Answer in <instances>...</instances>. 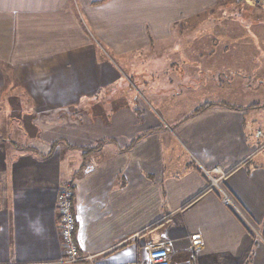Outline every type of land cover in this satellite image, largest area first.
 Returning <instances> with one entry per match:
<instances>
[{
    "label": "crops",
    "instance_id": "crops-1",
    "mask_svg": "<svg viewBox=\"0 0 264 264\" xmlns=\"http://www.w3.org/2000/svg\"><path fill=\"white\" fill-rule=\"evenodd\" d=\"M227 4L0 0L10 73L20 83L36 75L60 100H43L19 126L14 137H33L28 146L0 135V264H65L57 201L66 183L73 240L80 255H97L93 264H264V13L230 4V17L248 12L239 37L215 30ZM207 19L209 34L184 33ZM17 58L35 61L17 71ZM132 63L164 75L116 81ZM83 97L85 111L60 107ZM214 167L218 186L201 171Z\"/></svg>",
    "mask_w": 264,
    "mask_h": 264
},
{
    "label": "rangeland",
    "instance_id": "rangeland-1",
    "mask_svg": "<svg viewBox=\"0 0 264 264\" xmlns=\"http://www.w3.org/2000/svg\"><path fill=\"white\" fill-rule=\"evenodd\" d=\"M223 2H227L229 4H227L228 6L221 9V11L217 10L219 13L215 15V17L216 18L219 17L220 19L223 18L225 19L224 20L225 22L223 21H220V23L217 22L215 26V30L218 29L217 31L220 32L221 28H223L224 25H227L228 27L231 26L232 29L234 28L237 34L239 35L243 34V36H239V37H246L245 28H243V26H241L239 22L241 18H246V16H248V12L240 11L242 13L241 16L237 18L232 17L234 13L237 12L238 10L237 8L230 5L232 3L239 4L240 2H243V1L223 0ZM254 9L258 10L260 13H264L257 8H254ZM256 10L254 11L256 12ZM258 11L256 13H258ZM230 15L232 16L230 17ZM228 16L230 17L229 18L230 21L226 20ZM207 20L209 21L205 20L203 21V24L197 22L193 27L186 28L184 33L190 36L196 35L198 33L199 34L203 33L206 35L209 34L208 32L211 30L210 24H213L212 23L213 20L212 19H207ZM5 22L6 21L4 19L0 20V35H5L7 33L6 31L7 24H5ZM31 29L33 30V32H37L38 27L34 26V27H31ZM16 31H17L16 33L17 35L18 33H21L19 32L20 30L18 27L16 28ZM174 33H176V31H174ZM0 44H3V43H0ZM239 48H240V44H239ZM28 61L30 63H33L35 59L17 58L15 62V64L17 65L16 70L21 71L22 67H27V65H32V64H28ZM12 62L13 60L11 58L6 57V56L2 57L0 54V69H1V72L2 70L5 72V74L3 72L0 74V135L3 137H5V135H10L9 138L11 140L16 141L17 142L16 145L21 146L22 148V146H28V144L32 142V139H33V137L22 138V139H17L16 137H14L16 135V131L20 130L19 126L23 124L22 122L25 120V118L32 116L34 114L33 110L37 109L43 100L45 101L50 100V101H57V102H60V100L54 97L55 95H57L56 93L52 94L55 91L48 90L47 88H44V89L40 88V85L36 81V75H30L25 80L27 81L26 83H23L25 81L21 83L20 81L18 82V75L14 74L15 73L14 71H13L14 73L13 72L10 73L9 71L10 68H8V66H13ZM142 65L143 66H140V65H137L136 63H132L131 65H128L127 67L120 65L121 68L118 71L121 72L120 74L123 78L117 75L118 78L116 79V81L118 82L125 81L126 83H130L132 85L134 84L138 86L139 81H141L140 79L141 77H143L144 81H150L151 78H156L159 76L163 77L164 74L153 76L152 74H150V72H147L146 70L147 68L150 69L149 66L144 63ZM174 77L176 76L174 75ZM261 91L262 90H259V92ZM101 93L102 94L99 97L103 99V101H105V98L102 97L105 91H101ZM244 93H245L244 90L236 91V94L238 97H240L241 95H244ZM39 96H43V97L39 99L40 98ZM90 101L91 100H89V98L83 97L80 100L78 107H74L72 105L71 106L61 105L60 107L65 108V110L70 109L71 112L75 113L77 109H82L84 111L89 109L91 107ZM175 108L176 107H171L172 110H176ZM61 110L62 109H60L59 111ZM62 113L63 111H61L59 114H62Z\"/></svg>",
    "mask_w": 264,
    "mask_h": 264
},
{
    "label": "built area",
    "instance_id": "built-area-1",
    "mask_svg": "<svg viewBox=\"0 0 264 264\" xmlns=\"http://www.w3.org/2000/svg\"><path fill=\"white\" fill-rule=\"evenodd\" d=\"M245 4L257 8L264 12V0H240ZM257 138H262V132H256ZM203 175L210 181L213 186H218V181L223 177V173L218 167L212 169L201 168ZM219 174V178H215ZM72 185L66 183L59 189L58 192V211L60 216V232L62 238V245L64 250V263L65 264H78L80 262H86L87 264H93L97 255H80L78 248L73 240V233L75 231L76 223L75 217L72 211ZM223 203L226 205L231 204L228 197L223 194ZM191 245L197 247L199 245V238L197 235L191 236ZM148 264H167L160 260V257H152Z\"/></svg>",
    "mask_w": 264,
    "mask_h": 264
},
{
    "label": "trees",
    "instance_id": "trees-1",
    "mask_svg": "<svg viewBox=\"0 0 264 264\" xmlns=\"http://www.w3.org/2000/svg\"><path fill=\"white\" fill-rule=\"evenodd\" d=\"M211 106H213L212 104H208V103H206V104H202V105H200V106H198L192 113H191V116L192 115H195V114H197V113H199V112H201V111H203V110H205V109H208V108H210ZM78 264H87L86 262H80V263H78Z\"/></svg>",
    "mask_w": 264,
    "mask_h": 264
}]
</instances>
